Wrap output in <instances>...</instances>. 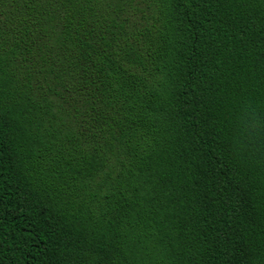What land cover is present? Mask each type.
Wrapping results in <instances>:
<instances>
[{"label":"trees","instance_id":"16d2710c","mask_svg":"<svg viewBox=\"0 0 264 264\" xmlns=\"http://www.w3.org/2000/svg\"><path fill=\"white\" fill-rule=\"evenodd\" d=\"M0 264H264V0H0Z\"/></svg>","mask_w":264,"mask_h":264}]
</instances>
